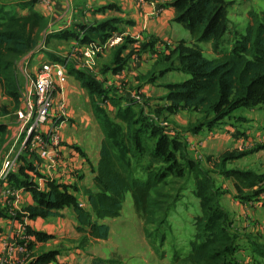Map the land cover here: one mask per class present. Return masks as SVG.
<instances>
[{
	"label": "crops",
	"instance_id": "0c3cea01",
	"mask_svg": "<svg viewBox=\"0 0 264 264\" xmlns=\"http://www.w3.org/2000/svg\"><path fill=\"white\" fill-rule=\"evenodd\" d=\"M18 9L21 14L29 11L27 7ZM32 9L45 20L39 38L46 53L64 56L66 72L58 81L55 100L63 98L65 115L54 152V169L25 149L16 168L3 176L5 156L18 147L14 141L20 134L21 121L16 111L23 108L24 100L21 95L20 102L11 106L0 83V264H91L93 256L105 258L96 247V239L80 243L71 207L48 218L30 217L26 210L34 204L31 187L47 190L51 182L66 188L88 208L86 190L95 186L93 178L103 137L93 103L111 118L120 106L142 111L208 176L212 172L206 171L200 161L205 154H215L218 168H211L230 184H221L219 207L233 217L232 226L243 241L248 242V236L253 235L264 242V231L249 225L251 211L264 209V177L247 186L224 172L238 169L264 175V162L255 159L264 150V130L259 131L264 129V117L260 119L257 105L238 107L248 121L245 128H236L234 123L219 124L226 116L215 119L214 111L184 106L177 99L175 85L192 78L186 68L189 50L201 46V42H196L190 30L175 18L172 0H49V4L34 0ZM117 36L118 42L111 43ZM90 47L95 52L84 55ZM211 52L201 54L208 59L218 56ZM67 63L72 67L68 68ZM78 73L82 78L77 77ZM23 79L26 84L28 76ZM86 80L93 82L97 90H89L84 85ZM238 161L249 163L237 167L234 163ZM188 174L195 190L196 176ZM257 216L260 218L256 212ZM108 218L104 219L106 223ZM49 251H55L54 256L45 261L41 256Z\"/></svg>",
	"mask_w": 264,
	"mask_h": 264
},
{
	"label": "trees",
	"instance_id": "16d2710c",
	"mask_svg": "<svg viewBox=\"0 0 264 264\" xmlns=\"http://www.w3.org/2000/svg\"><path fill=\"white\" fill-rule=\"evenodd\" d=\"M26 1L22 7L29 8L28 13L12 14L0 22V83L3 93L14 104L19 100V90L10 69L11 62L37 45L39 33L45 25L43 16L32 9L34 0ZM172 5L175 18L190 30L195 41L212 42L213 50L218 53L215 58L208 59L198 48L189 50L186 68L192 78L175 85L177 99L184 106H202L214 111L215 119L228 116L240 106L264 103V10L249 12L244 31L236 37L231 35L228 49L224 50L220 47L226 33L224 0H172ZM69 72L75 73L73 69ZM81 76L77 74L78 78ZM84 85L91 91L92 88L97 90L90 80H86ZM93 109L103 137L93 178L95 186L86 190L88 208L82 206L66 188L51 182L47 190L31 187L34 204L26 210L30 217L48 218L61 215L64 207H71L76 214L75 229L81 234L80 243L83 245L89 239H107L110 228L104 219L120 215L125 194L129 192L137 215L144 221V232L149 236L145 225L154 221V208L158 203L152 194L174 166L169 162L172 157L175 160L174 150L180 149L181 145L176 140H169L130 105L118 107L114 118L95 103ZM152 139L154 143L150 145ZM143 155L146 161H143ZM162 163L168 166L156 167ZM184 165L196 176L195 194L201 210L198 217L206 218L204 229L207 227L205 230L210 231L208 227L213 216L218 214L220 220L227 221L228 214L219 207L210 177L188 157H184ZM224 172L247 186L252 185L254 179L264 177L263 174L253 175L238 169ZM219 225L220 228L210 231L199 242H191V249L184 257L188 263H225L226 254L233 250V241L232 235L224 232L223 223ZM54 253L49 251L41 258L50 260ZM119 263L120 260L114 258L93 256L91 259V264Z\"/></svg>",
	"mask_w": 264,
	"mask_h": 264
},
{
	"label": "rangeland",
	"instance_id": "374dc122",
	"mask_svg": "<svg viewBox=\"0 0 264 264\" xmlns=\"http://www.w3.org/2000/svg\"><path fill=\"white\" fill-rule=\"evenodd\" d=\"M6 1V3H0V22L5 21L12 14L22 15L18 8H21L22 4L27 2L26 0ZM224 1V24L226 33L220 47L225 50L228 49L231 35L236 37L244 31L248 21V13L264 10V0ZM39 39L41 40L39 41ZM195 48H198L201 53H206L207 50L216 53L213 50L212 42L208 41L201 42V46H195ZM53 54L55 55L53 58H56V60L60 62L64 61L63 55L59 53ZM51 57L46 53L42 38L38 36L37 45L33 49L16 56L12 60L10 69L14 73L19 90L18 102H20L22 91L24 92L25 88L23 76H31L32 73L30 71L32 67L35 66L34 68H36L40 61ZM66 65L68 68L72 67L70 63ZM8 98L10 105L13 106L14 101L9 96ZM257 106L259 107L260 119H262L264 117V111H262L264 110V103ZM243 107L240 106L239 108ZM138 113L139 115L146 116L143 112ZM246 121L248 120L245 114L241 109L237 108L219 121V124L221 122L222 125L225 123H234L236 128H245V125H247ZM263 130L259 129L260 132H263ZM142 135V137L145 136L144 134ZM153 143L154 140L152 139L149 144L153 145ZM174 151L175 160L172 157L173 160L169 162L170 166L173 164L174 166L167 172L168 175L156 186L155 192L152 194L158 203L154 208V221L145 225L149 236H146L144 232V221L137 215L133 207L131 194L127 192L120 215L114 218H108L110 232L107 239L97 240L96 247L103 252L105 258L120 260L119 264H190L184 257L191 249V242H199L207 234L220 228L219 223H223L222 228L224 232L230 233L233 241V250L226 254L224 264H264V242L258 241L259 238L257 236L255 238L253 235L248 236V242L243 241L237 234L238 231L232 226L233 217L230 218L228 216L227 221H222L223 218L220 220L217 214V216H213L212 225L210 224L208 227L211 232L205 230L207 227L204 229L206 218L199 219L198 217L201 214L199 200L195 194L193 181L188 178L190 176L188 174L189 171L184 168L185 156L181 149H175ZM214 155L205 154V159H202L200 162L207 168L206 171L210 169L209 171L212 172L209 176L213 179V189L216 195H218L222 191L221 188H223L221 184L227 186L230 184L228 180H224L226 178L218 174L216 170L218 167L215 164L217 157H213ZM142 158L143 161L147 159L144 155ZM255 159L264 162V150ZM243 163V161H238L234 165L239 167L238 165L248 164L249 162ZM213 165L216 169L211 168ZM158 166L164 168L168 164L162 163L156 167ZM182 168L184 169L181 171L178 170ZM256 212L260 215V218L258 216L255 218ZM251 215L253 219L249 217V225L253 226L254 230L259 232L264 231V209L262 211H251ZM257 221L259 225L256 224Z\"/></svg>",
	"mask_w": 264,
	"mask_h": 264
},
{
	"label": "built area",
	"instance_id": "2783aa9c",
	"mask_svg": "<svg viewBox=\"0 0 264 264\" xmlns=\"http://www.w3.org/2000/svg\"><path fill=\"white\" fill-rule=\"evenodd\" d=\"M49 4V0H45ZM119 36L111 43L118 42ZM95 48L90 47L84 55L90 56ZM65 65L55 59H43L25 84L22 93L24 106L16 111L21 121L20 134L14 141L17 146L9 152L2 163V175L8 176L18 163L25 149L44 161L49 169H54L57 158L55 148L60 143L59 130L65 115L63 98L55 100L59 82L65 75ZM82 206L83 203H81ZM85 207V206H84Z\"/></svg>",
	"mask_w": 264,
	"mask_h": 264
}]
</instances>
